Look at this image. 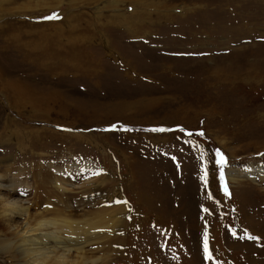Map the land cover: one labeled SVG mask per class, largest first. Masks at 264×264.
Instances as JSON below:
<instances>
[{
    "label": "rangeland",
    "instance_id": "obj_1",
    "mask_svg": "<svg viewBox=\"0 0 264 264\" xmlns=\"http://www.w3.org/2000/svg\"><path fill=\"white\" fill-rule=\"evenodd\" d=\"M0 72V142L35 132L27 168L127 205L110 264H264V182L227 176L264 167V0H0Z\"/></svg>",
    "mask_w": 264,
    "mask_h": 264
},
{
    "label": "bare ground",
    "instance_id": "obj_2",
    "mask_svg": "<svg viewBox=\"0 0 264 264\" xmlns=\"http://www.w3.org/2000/svg\"><path fill=\"white\" fill-rule=\"evenodd\" d=\"M15 38L16 36H11L10 39ZM16 40L18 42L17 38ZM7 86L11 90L13 108L20 113L27 112L29 115L27 122L33 121L32 117H46L50 113L51 107L47 103L49 100L44 98V94L12 83H7ZM44 128L46 127L38 129L47 130ZM15 132H8L7 134L11 136L5 134V140L0 142L2 148L13 144L12 158L18 155L21 166V169H17L20 166L12 163L11 155L7 153L0 159V257L3 258L1 263L110 264L107 260L110 250L106 252V248L109 247V240L116 229L124 225L127 205H121L117 213H113L112 209H103L101 213H97L96 210H92L98 200L92 195V188L72 183L69 180L70 173H62L60 169L53 171L52 168H47L48 166L43 168L36 165L34 168H27L31 158L34 160V155H29L36 147L34 141H41L42 137L35 132L19 130ZM82 168L75 166L71 171L81 172L85 169ZM28 170L34 173L32 177L36 182L32 189L28 185V178H23ZM49 170L54 172L56 177L51 176L52 179L48 181ZM227 176L231 185H238L239 190L241 188L244 190L247 186L242 187L243 180L254 182L255 177L259 176L264 182V167L250 166L248 170L242 172L232 167L228 169ZM74 178L72 176L71 179ZM96 189L94 193L97 192ZM85 194L87 196L83 197ZM21 196L26 197L23 199ZM100 252L105 253L102 256L104 258L96 256Z\"/></svg>",
    "mask_w": 264,
    "mask_h": 264
},
{
    "label": "snow or ice",
    "instance_id": "obj_3",
    "mask_svg": "<svg viewBox=\"0 0 264 264\" xmlns=\"http://www.w3.org/2000/svg\"><path fill=\"white\" fill-rule=\"evenodd\" d=\"M51 18H55V17H47L46 19H51Z\"/></svg>",
    "mask_w": 264,
    "mask_h": 264
}]
</instances>
